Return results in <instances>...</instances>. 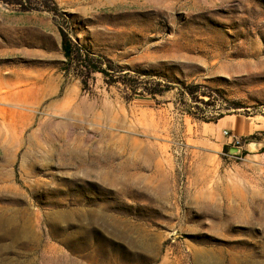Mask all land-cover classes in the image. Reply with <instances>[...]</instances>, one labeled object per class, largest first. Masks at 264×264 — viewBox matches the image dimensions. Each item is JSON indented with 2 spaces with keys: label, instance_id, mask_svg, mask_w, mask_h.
<instances>
[{
  "label": "rangeland",
  "instance_id": "rangeland-1",
  "mask_svg": "<svg viewBox=\"0 0 264 264\" xmlns=\"http://www.w3.org/2000/svg\"><path fill=\"white\" fill-rule=\"evenodd\" d=\"M230 114L264 121V0H0V264H264Z\"/></svg>",
  "mask_w": 264,
  "mask_h": 264
},
{
  "label": "crops",
  "instance_id": "crops-1",
  "mask_svg": "<svg viewBox=\"0 0 264 264\" xmlns=\"http://www.w3.org/2000/svg\"><path fill=\"white\" fill-rule=\"evenodd\" d=\"M218 130L228 129L234 136L246 138L257 132L264 131V121L258 117H249L243 114L225 115L215 123ZM232 142V138L229 139Z\"/></svg>",
  "mask_w": 264,
  "mask_h": 264
},
{
  "label": "trees",
  "instance_id": "trees-1",
  "mask_svg": "<svg viewBox=\"0 0 264 264\" xmlns=\"http://www.w3.org/2000/svg\"><path fill=\"white\" fill-rule=\"evenodd\" d=\"M63 49H64L66 57L71 60L72 56H73V48H72V44H71L69 38L66 36V34H64V36H63ZM262 136H264V131L249 135L245 139L247 140V142H249L252 140H259V139H261ZM262 150L264 151V147L262 148ZM245 153H246V151H245Z\"/></svg>",
  "mask_w": 264,
  "mask_h": 264
},
{
  "label": "built area",
  "instance_id": "built-area-1",
  "mask_svg": "<svg viewBox=\"0 0 264 264\" xmlns=\"http://www.w3.org/2000/svg\"><path fill=\"white\" fill-rule=\"evenodd\" d=\"M224 134L231 137L232 138V145L233 146H236V147H242L243 143H242V139L239 138L238 136H234L232 134V131L231 130H228V129H225L224 131Z\"/></svg>",
  "mask_w": 264,
  "mask_h": 264
},
{
  "label": "water",
  "instance_id": "water-1",
  "mask_svg": "<svg viewBox=\"0 0 264 264\" xmlns=\"http://www.w3.org/2000/svg\"><path fill=\"white\" fill-rule=\"evenodd\" d=\"M230 151H231L232 153H237V152H240V151H241V148H239V147H232V148L230 149Z\"/></svg>",
  "mask_w": 264,
  "mask_h": 264
}]
</instances>
